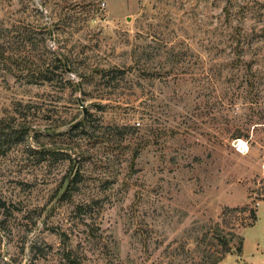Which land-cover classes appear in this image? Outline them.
<instances>
[{"label": "rangeland", "instance_id": "rangeland-1", "mask_svg": "<svg viewBox=\"0 0 264 264\" xmlns=\"http://www.w3.org/2000/svg\"><path fill=\"white\" fill-rule=\"evenodd\" d=\"M262 262L264 0H0V264Z\"/></svg>", "mask_w": 264, "mask_h": 264}, {"label": "trees", "instance_id": "trees-1", "mask_svg": "<svg viewBox=\"0 0 264 264\" xmlns=\"http://www.w3.org/2000/svg\"><path fill=\"white\" fill-rule=\"evenodd\" d=\"M230 9L231 8L229 6H226L223 9V12L227 16L226 17L227 21L230 20V16L232 15ZM238 34H241V31L233 30V32L230 35L236 37ZM235 49H237V48L235 47ZM65 61L68 62L69 66L71 67L73 72L76 71V68L73 66V60L67 56L64 58V63L62 62V68L64 69L63 71H67L66 66H65ZM88 117H89V113L85 114L83 116L82 120L79 123H77L73 128H79L81 126L82 130H86V128H87L86 122L88 121ZM27 130H28V127H26L24 124L20 125V129H19L20 135L18 136L17 142L21 143V142H24L26 140L27 133H28ZM71 190H72V188H69L68 190H66L65 194H69ZM252 217L253 218L256 217V214L254 211L252 213Z\"/></svg>", "mask_w": 264, "mask_h": 264}, {"label": "water", "instance_id": "water-1", "mask_svg": "<svg viewBox=\"0 0 264 264\" xmlns=\"http://www.w3.org/2000/svg\"><path fill=\"white\" fill-rule=\"evenodd\" d=\"M65 66H66V69H67V71H68L69 73L72 72V69H71V67H69L67 61H65ZM84 112H86V107H85V106H84Z\"/></svg>", "mask_w": 264, "mask_h": 264}, {"label": "bare ground", "instance_id": "bare-ground-1", "mask_svg": "<svg viewBox=\"0 0 264 264\" xmlns=\"http://www.w3.org/2000/svg\"><path fill=\"white\" fill-rule=\"evenodd\" d=\"M242 144H245L243 141L241 142ZM247 144V143H246Z\"/></svg>", "mask_w": 264, "mask_h": 264}, {"label": "crops", "instance_id": "crops-1", "mask_svg": "<svg viewBox=\"0 0 264 264\" xmlns=\"http://www.w3.org/2000/svg\"><path fill=\"white\" fill-rule=\"evenodd\" d=\"M264 264V262H262Z\"/></svg>", "mask_w": 264, "mask_h": 264}]
</instances>
